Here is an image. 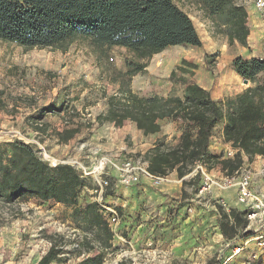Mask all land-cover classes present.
Returning a JSON list of instances; mask_svg holds the SVG:
<instances>
[{"label":"rangeland","instance_id":"obj_1","mask_svg":"<svg viewBox=\"0 0 264 264\" xmlns=\"http://www.w3.org/2000/svg\"><path fill=\"white\" fill-rule=\"evenodd\" d=\"M174 1L193 20L203 45L170 47L153 56L147 61L145 72L132 78V90L142 96L181 95V87L171 82L169 76L182 60L199 65L193 81L200 85L220 92H236L251 86V83L244 84L232 65L236 57L249 56L251 50L238 44L230 48L226 37L216 33L213 21L198 0ZM234 1L245 5L249 27L255 31L258 23L253 16L260 18L261 14L256 8L257 0ZM106 53L107 57L102 56L100 60L86 43L74 44L62 52L26 50L0 41L1 142L18 140L30 144L52 166L78 161L87 167L98 156L94 155L96 150L119 163L125 157L145 160L147 151L158 141L173 143L181 133V124L177 122H162V132L150 136H144L131 122L121 128L96 122V117L107 111V98L118 93L119 86L110 76L118 77L126 72V61L131 58L122 47H113ZM215 54L218 55L215 62L209 64L213 67L211 72L204 61L207 55ZM59 103L75 109L86 119L80 134L68 144H60L53 134L65 125V116L52 107ZM226 149L223 139H213L214 155L225 156ZM262 160L257 157L251 164L244 157L245 165H251L254 172L262 170ZM209 171L216 177L224 174L221 166ZM110 177L111 187L104 200L119 211L122 224L114 234L113 246L107 251L104 264H218L231 255L232 247L228 245L237 236L228 240L220 232L218 207L221 204L209 196L199 197L201 180L184 184L173 172L167 176L168 181L159 185L143 180L127 187L119 184L113 173ZM257 180L259 185L264 184L263 179L257 177ZM95 188L96 184L89 178L79 206L94 201ZM218 195L232 207L237 189L215 191V196ZM52 244L63 249L61 261L52 264H76L100 252L93 233L74 223L72 207L35 199L14 203L0 200V264H37ZM252 252L249 249L246 253ZM235 258L243 259L240 254Z\"/></svg>","mask_w":264,"mask_h":264},{"label":"trees","instance_id":"obj_2","mask_svg":"<svg viewBox=\"0 0 264 264\" xmlns=\"http://www.w3.org/2000/svg\"><path fill=\"white\" fill-rule=\"evenodd\" d=\"M198 3L230 48L236 44L248 48L249 14L244 4L234 0ZM0 41L26 50L62 52L74 44L86 43L100 60L107 57L108 49L125 48L131 54L126 72L118 76L121 79L110 76L119 86L118 93L107 98V111L98 115L96 122L117 128L131 122L144 136L161 133L162 121L180 123L181 133L173 143L158 141L146 153L148 171L156 177L176 172L184 184H190L201 180L200 173L189 181L184 179L199 163L208 170L221 166L224 173L232 175L243 166L244 156L249 162L264 158V78L259 77L264 73V59H234V71L252 85L224 100H215L210 90L193 81L199 65L187 60H182L169 76L181 87V95L142 96L132 90V78L145 72L153 56L170 47L203 45L193 20L174 0H0ZM217 56H206V67L211 72L209 64ZM52 107L65 116L64 128L53 134L60 144H68L80 134L86 119L63 103ZM221 125L224 141L239 150L234 158L211 152L212 139ZM88 179L70 164L50 165L30 144L0 142V200L14 203L35 199L72 207L74 223L90 230L100 246L98 254L76 264H104L114 233L97 203L79 206ZM218 208L220 232L232 240L247 226L245 214L234 208L227 212L221 205ZM62 255L63 249L52 244L37 264L59 262Z\"/></svg>","mask_w":264,"mask_h":264},{"label":"built area","instance_id":"obj_3","mask_svg":"<svg viewBox=\"0 0 264 264\" xmlns=\"http://www.w3.org/2000/svg\"><path fill=\"white\" fill-rule=\"evenodd\" d=\"M256 8L261 13L264 23V0H257ZM1 141L2 138H0ZM225 143L227 149L224 157L234 158L239 150L235 149L231 143ZM94 155H96V158L90 167L78 161L73 162L72 166L77 168L84 177L92 178L96 184L94 190L96 196L92 203L99 205L100 212L103 214L109 228L116 235L118 228L122 224L120 213L115 207L108 205L104 200L107 189L111 187L110 174L113 173L117 182L127 187L139 184L143 179L159 185L168 181V177H156L152 175L148 171L147 161L142 158L133 159L125 157L121 162L116 163L108 155H100L99 150H96ZM262 161V170L258 172H254L250 167L251 165L243 164L232 175L224 173L220 177H216L208 170L205 164L199 163L195 166L192 173L189 174L190 178L195 177L198 173L201 174V184L198 191L199 197L207 198L209 196V199H213L215 203L221 204L227 212H230L231 208L227 206L224 198L215 196V191L227 192L236 188V208L234 209L244 213L248 221L247 226L239 232L231 245H228L232 247L231 255L227 257L225 262L221 263L220 261L218 264H226L239 254L246 253L249 249H253V252L251 255H247L243 264H264V184L259 185L257 180V177L264 180V160ZM93 171H96V174Z\"/></svg>","mask_w":264,"mask_h":264},{"label":"crops","instance_id":"obj_4","mask_svg":"<svg viewBox=\"0 0 264 264\" xmlns=\"http://www.w3.org/2000/svg\"><path fill=\"white\" fill-rule=\"evenodd\" d=\"M259 15H260V18H259L258 15H257L258 18L253 16L255 21L258 23V25H257V28H256L255 31H252L250 29V36L248 38V48H245V47H243V48L245 50L250 49L251 53L249 54V56L242 55L245 58L264 59V23L262 21V15L261 14H259ZM248 25H249V23H248ZM238 46H239V44H238ZM204 64H206V61H204ZM262 76H264V73H262L259 77H262ZM201 86H203L204 88L210 90L211 93H212V96H213V98L215 100H224L227 97L235 96V95L241 93L243 90H245L246 88L249 87V86H246L245 88L240 89V90H238L236 92H233V91L220 92L219 90H215V88L212 89L211 86H207V85H201ZM162 122H164V121H162ZM162 122H161V124H162ZM215 137H218L219 140L223 139V125L219 126L216 129V132H215V135H214L213 139ZM213 139H212V142H213ZM250 163L252 164L253 162H250ZM244 164H245V162H244ZM174 173L177 175L176 172H174ZM143 180H147V179H143ZM217 197H220V195H218ZM224 200H225V198H224ZM231 206L232 207H230V208H236V203H233ZM247 255H248L247 253H241L240 257H241V259L242 258L243 259L242 260H240V259L236 260V258H235V260L232 261V263H230V264H243L245 262L246 258H247Z\"/></svg>","mask_w":264,"mask_h":264},{"label":"bare ground","instance_id":"obj_5","mask_svg":"<svg viewBox=\"0 0 264 264\" xmlns=\"http://www.w3.org/2000/svg\"><path fill=\"white\" fill-rule=\"evenodd\" d=\"M45 154H46V156L48 157V158H50V159H52V160H55L54 158H53V156L52 155H50L49 153H47V152H45ZM92 170V169H91ZM94 173L96 172V171H93ZM96 174V173H95Z\"/></svg>","mask_w":264,"mask_h":264},{"label":"water","instance_id":"obj_6","mask_svg":"<svg viewBox=\"0 0 264 264\" xmlns=\"http://www.w3.org/2000/svg\"><path fill=\"white\" fill-rule=\"evenodd\" d=\"M243 81H244V84H246V85L250 84V81H248L247 79H243Z\"/></svg>","mask_w":264,"mask_h":264}]
</instances>
